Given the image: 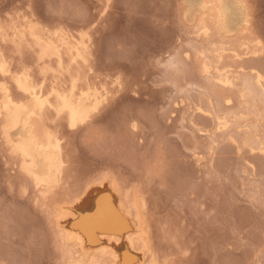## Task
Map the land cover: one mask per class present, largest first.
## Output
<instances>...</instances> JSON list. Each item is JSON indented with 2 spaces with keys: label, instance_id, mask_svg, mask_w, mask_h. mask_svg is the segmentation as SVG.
Here are the masks:
<instances>
[{
  "label": "rangeland",
  "instance_id": "obj_1",
  "mask_svg": "<svg viewBox=\"0 0 264 264\" xmlns=\"http://www.w3.org/2000/svg\"><path fill=\"white\" fill-rule=\"evenodd\" d=\"M208 1L120 0L119 10L109 9L110 14L105 15L102 9L108 6L109 0H58L61 6L58 19L63 22L58 25L45 24L40 15L35 14L36 22L46 29L43 33L85 41L82 56L73 67L76 69L84 66V58L94 63L96 57L93 53L106 49L113 29L128 23L129 9L124 5H140L136 17V31L142 41L138 57L140 91L150 92L146 100L152 103L153 112L173 123L165 124L159 132L150 123L133 130L129 121L118 120L113 113L102 120L90 121L78 137H64L60 144L64 147L62 157H65L63 161L66 163L62 170H65L62 185L55 194L47 197L48 200L43 199L33 187L23 201L5 204L0 200V261L6 256L16 259L14 254L19 253L21 258L41 264H65L51 215L57 207L56 203L69 202L86 181L102 175L105 170L114 169L120 182L128 181L130 173L136 177L129 182L132 183L130 186H137L151 169L153 172L166 170L175 185L170 191L171 199L169 195L161 197L159 190L147 186L146 181L148 191L145 189L143 193L152 213L150 215L155 213L153 220L162 221L167 230L168 238L165 242L161 240L166 257L177 254L179 245H184L192 250V259H205L203 252L198 253L194 246H202L210 238L209 229L213 234L218 232L224 236L230 232V225L238 222L243 236L252 245L238 253L239 257L250 264H260L258 253L264 234L259 227L260 214L251 205L253 201L259 204L264 199V178L257 167L260 153L264 150V90L257 84V77H261L264 84V43L260 39L261 28L264 27V0H235L232 11L234 22L228 35L221 37L212 28L210 39L205 40L199 37V27L195 26L199 21L197 16L202 12L201 7ZM26 2L0 0V25H4L9 33L15 24L25 19ZM112 2L115 3V0ZM184 3H188L187 9ZM78 11H82L83 15H78ZM247 44L251 51H260L255 50L256 55L233 61V52L242 53ZM23 46L31 55L27 45ZM171 56L180 57L181 68L169 64ZM64 62L66 66L72 65L67 57ZM205 66L209 67V71ZM216 69L226 73L231 70L229 75L238 77L232 88L221 87L213 80ZM93 94H96L95 88ZM209 109L213 110L212 116H205L203 112ZM175 113L181 117L193 113L194 118L189 116L187 124L182 127ZM221 121L226 122L227 127L230 125L226 128L229 144L231 140L241 144L247 141L248 146L242 156L222 154L216 161V168L224 175V186L213 184L211 190L205 186L201 193V173H205V185L211 183L206 173L212 166L211 160L205 166L204 160L195 159L196 156L203 157L206 148L211 147L208 137L201 133H207L213 123L220 127ZM169 141L178 142L180 148L186 151L181 154L176 143ZM253 153L256 155L253 156ZM8 160L10 163L5 165L4 150L0 147V175L18 174L21 168L19 158L10 156ZM129 160L134 162V168L130 167ZM253 160L256 161L253 164L255 172L248 167ZM194 184L195 191L192 190ZM194 195L195 203L192 202ZM37 198L41 201L40 209L36 207ZM233 199L235 203L231 204ZM226 206L227 215L224 211ZM177 228L182 230L179 244L171 238ZM33 233L39 234V247L27 251Z\"/></svg>",
  "mask_w": 264,
  "mask_h": 264
},
{
  "label": "snow or ice",
  "instance_id": "obj_2",
  "mask_svg": "<svg viewBox=\"0 0 264 264\" xmlns=\"http://www.w3.org/2000/svg\"><path fill=\"white\" fill-rule=\"evenodd\" d=\"M120 0H109L106 8L102 9L105 15H109V9L119 10ZM58 0H27L24 5L27 13L24 22V34L27 37L31 32L33 40L36 34L46 29L43 25L36 22V15L39 14L45 24L54 25L63 23L58 19L60 13ZM124 7L129 9V21L120 28L113 29L112 36L108 41L106 49H101L99 53H93L96 57L93 63L88 58H84V66L74 69L72 65H65L61 55L56 54L55 49H45L41 42L39 48L29 41L27 48L31 52L28 55L23 45L17 46L14 39L10 37L5 39V45L0 48V116L4 118L3 127L0 128V147H3L5 155V165L10 161L8 157H18L24 154L30 159L34 156H28L32 146L39 145L43 140L51 141L56 137V143L60 144L64 137L72 139L78 137L90 121L102 120L105 116L116 114L117 119L129 121L133 130L138 129L141 125L150 123L152 128L159 132L165 124H172L173 121L167 117H162L158 112H153L152 103L146 100V96L151 93L140 91L139 65L138 57L142 47L141 37L136 31V17L139 14L140 5L126 4ZM78 15H83L78 11ZM28 19L33 21L29 26ZM261 42L264 43V27L261 28ZM75 64V61H73ZM169 64L176 68L182 67L180 57L171 56ZM242 70V69H241ZM95 88L96 102L83 105V97L91 96ZM79 98V99H78ZM231 103V102H229ZM179 107V104H177ZM201 111V109H196ZM213 110L209 109L203 112L205 116H212ZM176 119L180 126L187 124L188 117L193 113H188L181 117L175 113ZM24 120L23 132L21 131V120ZM216 117L213 116V121ZM222 126L216 127L215 123L209 126L207 133H201L208 137L210 148H206L205 155L196 156V160H204L205 166L207 161H212V166L207 169V179L211 183L205 185L203 176L199 182L201 193L205 186L209 190L213 184H219L223 187L225 184L224 175L219 173L216 168V161L222 154L232 156L245 155V149L248 142L244 144L231 140L228 143L226 139V125L221 121ZM203 126V125H202ZM15 130V135L13 134ZM166 140L167 136L164 137ZM177 149L181 154L186 149L180 148L176 141ZM143 144L144 141H141ZM256 154L253 153V156ZM192 157H189L191 159ZM130 167L134 168L135 164L129 160ZM256 161L248 167L253 168ZM264 178V150L261 151L259 164L257 165ZM103 175L108 178V183L112 187L119 189V180L116 179L115 170H105ZM136 177L128 174L129 182ZM184 178H182V181ZM147 186L159 190V195L170 196V191L175 187L169 173L166 170H157L153 172L149 169L146 177L142 178L137 187L143 194ZM44 174L34 165L25 164L19 168V173H4L0 175V200L5 204L23 201L29 196V189L35 188L39 195L50 197L54 194L52 186L48 185L45 191ZM93 183L103 184L101 178L95 181L89 179L82 185L76 195L79 200L88 196L89 189ZM196 185H193L195 191ZM172 197L170 196V199ZM183 203V200L179 201ZM192 202H196V196H192ZM231 204L235 203L233 199ZM37 209L41 208V201L36 199ZM251 207L260 214V231L264 234V199L259 204L253 201ZM149 204L143 205V220L145 226L137 230L136 235L143 241V251L146 255L151 254L153 259L149 262L147 259L143 264H250L244 261L238 255L241 251L252 246L243 234L238 222L230 225V232L220 236L217 232L212 233L209 229L210 238L203 242V245H195L196 251L203 252L205 259H192V250L186 249L184 245H179L177 254H169L166 258H160L158 250V241L160 236L151 229L146 227L148 221ZM75 211V209H66ZM225 214H228L226 206ZM88 214L78 217L75 226L80 230L82 235L94 239L96 236L105 234L109 237L123 238L129 235V244L133 247L138 246L137 240L131 238V229L128 221L122 213L115 207L114 201L108 197L97 199L95 203L87 210ZM234 215V213H233ZM138 221L141 219L140 210L138 209L135 217ZM211 219V217H210ZM182 230L177 228V232L171 236L179 244ZM165 238L168 234L165 233ZM39 234L33 233V238L28 241V249L39 247ZM7 243V241L5 242ZM16 259H10L7 256L0 264H41L39 261H29L21 258L19 253L14 254ZM261 257L260 264H264V240L261 241L259 253ZM107 259L101 261V264H141L138 258L126 254L119 261L116 260V253L111 249L106 250Z\"/></svg>",
  "mask_w": 264,
  "mask_h": 264
},
{
  "label": "bare ground",
  "instance_id": "obj_3",
  "mask_svg": "<svg viewBox=\"0 0 264 264\" xmlns=\"http://www.w3.org/2000/svg\"><path fill=\"white\" fill-rule=\"evenodd\" d=\"M187 4L188 3L184 5L186 9L188 7L186 6ZM209 4L210 6H206ZM234 6H235V0H209L207 3H205L201 7L202 8L201 14L197 16L199 18V21L197 20L198 24L197 26L194 25L197 28L199 27L198 29V33L200 32L199 37L202 36L204 37L205 40L210 39L209 37L212 28L216 31V34H218L221 37H225L226 35H228V33L230 32L229 30L231 29V25L234 22L232 15ZM24 22L25 19L15 24L14 27L10 29L11 30L10 33L8 32L9 30H6L4 28V25H0V48L7 46L5 45V39L8 37L14 39L17 46L28 45L29 41H31L32 44L36 45L37 48H39L42 42L43 47L45 49H55L57 55L62 54L63 60L66 59L67 57L71 62L72 67H74L75 64H77L79 58L82 56L81 51H83V49L85 48V43H84L85 41L83 42L82 39L80 40L76 38H61V37L59 38V35H57L56 33L49 34V33H43L42 31L37 33L35 40H33L32 38L33 34L31 32H29L27 37H25ZM32 23L33 21L28 20L29 26H31ZM249 34L250 33H248V35ZM242 48H238V49L242 50ZM249 48L251 47L248 46L247 44V48L245 49L243 48L244 50H242L243 52L241 51L242 53L233 52L232 54V58H234L233 61H238L242 59L244 56H248L251 54L256 55L255 52L256 49L255 50L253 49L254 51L253 50L251 51V49ZM219 59L221 60V55H219ZM73 61H75V64H73ZM205 68L207 71H209L208 66H205ZM214 72H216V74L213 77L211 75L210 76L213 78V80H216L215 82L219 84V86L221 87L232 88L234 86V82L237 81L236 79H238V77L234 75H229L231 70L229 72L227 71L226 73L224 70L220 71L219 69H216V71ZM222 72L225 73L223 74ZM262 81L263 80L261 77H257V84L260 86V88H263L262 90H264V84L262 83ZM95 102H96V94H92L91 96L85 95L83 97V105L85 106H87L89 103L94 104ZM0 121L3 127L4 118L2 116H0ZM23 125H24V120L22 119L21 120L22 132H23ZM224 125H226V128L230 126L229 125L227 127L226 122H224ZM219 126L221 127L222 124L220 123ZM13 134L15 135V130ZM62 147L63 146L61 144L56 143V137H53L51 141L43 140L39 145L31 147L30 151L28 152V156H34L35 159H30L24 154L18 156L21 162V168L24 167L25 164L34 165L44 174L45 183L43 187L45 191L48 190V185L52 186L53 192L59 189L62 185L63 170H65V169L62 170V166L64 165V163H66L63 161V158L65 157H62L64 154L63 153L64 151H62L64 147L63 148ZM97 178L103 179L104 183L103 184L93 183L92 187L89 189L90 194L88 196L82 197L81 199L77 200L76 195L80 191L79 190L76 192V194L69 202L68 200H66L67 202H63V203L57 202L56 203L57 207L55 206V208L51 212V215L53 217L54 228L56 229L55 234L57 235V240L60 243L59 250L62 252L63 258L65 259L66 262L64 263L65 264H101V261L107 259L106 257L107 249H111L112 252L116 253L117 261H119L126 254H130L133 257L138 258L141 261V264H143V262L146 259L149 262H151V260L153 259L151 250L149 254L146 255L145 252L143 251V247H144L143 241L140 237L136 235L137 230L140 229L142 226H145V222L143 220V205L146 202L148 203L146 197L143 196V194L139 191L136 185L130 186L132 185V183L130 184L128 179H127L128 181H121V182L119 181V189L117 190V188L112 187V185L108 183V178L105 177L103 174L95 178H92V180L95 181ZM104 196H108L114 201L115 207L122 213L124 218L128 221L129 227L132 230L131 238L137 240L138 246L133 247L132 245L129 244V239H130L129 235H125L123 238H120V237H109L108 235L101 234L96 236L94 239H91L86 237L85 235H82L80 230L75 226L74 222L78 220V217L88 214L87 210L90 207H92V205L95 203L97 199L103 198ZM42 197L43 199L44 198L47 199V197L45 196ZM71 197L72 195L70 196V198ZM155 208L157 209V205H155ZM66 209H75V211H67ZM138 209L140 210V216H141V219L139 221L135 219ZM150 214L152 213H150V210L148 208V212H147L148 221L146 227H148L149 229L152 230V232L160 236V240L158 241L157 247L160 252V258L164 259L166 258L165 255L166 252L164 253L165 250L163 251L162 242L166 241L165 233H167V230L164 227L163 223H161L162 221L153 220V216L155 213L153 215ZM167 224L165 226H167ZM163 245H165V243H163Z\"/></svg>",
  "mask_w": 264,
  "mask_h": 264
}]
</instances>
